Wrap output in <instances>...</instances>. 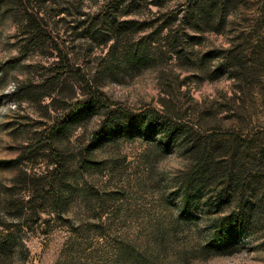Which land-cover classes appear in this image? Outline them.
Masks as SVG:
<instances>
[{
	"label": "rangeland",
	"instance_id": "374dc122",
	"mask_svg": "<svg viewBox=\"0 0 264 264\" xmlns=\"http://www.w3.org/2000/svg\"><path fill=\"white\" fill-rule=\"evenodd\" d=\"M155 1L119 17L134 31L112 48L118 37L92 22L115 0L32 1L39 46H27L15 7L0 16V230L23 209L0 264H264V229L220 237L192 196L183 205L185 153L143 132L153 116L235 141L236 165L264 188V0H229L225 22L192 41L179 21L195 0Z\"/></svg>",
	"mask_w": 264,
	"mask_h": 264
},
{
	"label": "trees",
	"instance_id": "16d2710c",
	"mask_svg": "<svg viewBox=\"0 0 264 264\" xmlns=\"http://www.w3.org/2000/svg\"><path fill=\"white\" fill-rule=\"evenodd\" d=\"M32 1L36 0H0V16L7 17L15 7L19 13L17 16L18 27L23 29V33L28 36V41L31 43H28L27 46L34 44L39 46L40 42L47 39V35L44 28L41 27L42 24L44 25L43 16L39 13V9L34 8ZM228 2L229 0H195L186 11V15L179 21V26L183 25L186 32L191 33L186 34L187 39L190 41L197 39V33L202 30V25H208L215 21L225 22V9ZM138 5L139 0H115L112 7L115 14L100 13L92 22L95 27L93 31L98 32L100 28L107 25L109 32L118 37L111 48L116 46L119 42L118 39L121 37L123 39L128 32L134 31L131 25L132 21L121 20L119 17L131 13ZM153 5L160 6V1L156 0ZM13 17L16 18V14ZM89 27L88 29H90ZM166 38L171 48L174 49L173 52L179 56L181 53L179 37L169 32ZM130 48H133L131 50L134 51L139 49L134 46ZM228 50L221 49L219 51H222L221 53L224 55ZM146 58L148 59V57ZM222 59L227 60V56ZM220 64L223 65V63ZM92 101L101 102L100 99ZM107 121V125L103 124L100 132L110 133L113 130L114 121L112 118ZM143 132L148 135L163 133L167 143L174 142L185 153L188 165L183 176V205L187 206L192 196L197 201L201 214L209 217L217 227L216 232L220 237L225 235L229 226H234L236 231H263L264 221L261 220L260 215L264 211V202H262L264 188L257 189L259 180H256L254 176L245 175L247 172V169L243 167L245 163L242 166L236 165V162L240 161L238 152L241 146L235 141L222 142L216 135L193 134L170 120L153 116L143 120ZM34 179L36 180V178H29L25 184L31 193L26 202L27 207L39 192L37 184L33 182ZM203 187L205 188L203 189ZM41 189L44 190L45 186H42ZM4 200L5 210L12 208L11 202H7V199ZM27 209L29 212L34 210V214L37 215L35 209L31 207ZM8 212L9 210L6 211L7 215ZM22 215L23 209H15V212L10 216L15 219L14 224L0 230V259L7 260V263L11 255L14 254L17 245L11 227L15 226L16 221Z\"/></svg>",
	"mask_w": 264,
	"mask_h": 264
}]
</instances>
